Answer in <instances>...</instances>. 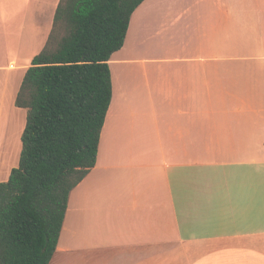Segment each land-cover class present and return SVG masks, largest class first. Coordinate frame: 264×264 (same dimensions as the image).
Segmentation results:
<instances>
[{
    "label": "crops",
    "instance_id": "0c3cea01",
    "mask_svg": "<svg viewBox=\"0 0 264 264\" xmlns=\"http://www.w3.org/2000/svg\"><path fill=\"white\" fill-rule=\"evenodd\" d=\"M34 2L44 22L36 41ZM57 2L0 0V182L15 167L9 159L25 125L15 97ZM158 2L136 7L124 55L123 43L108 60L124 65L110 71L96 163L70 191L48 264H264V45L224 51L219 35L246 9L264 22V0H195L168 21L209 17L216 36H202L201 50L160 36L161 53L149 56L140 49Z\"/></svg>",
    "mask_w": 264,
    "mask_h": 264
},
{
    "label": "trees",
    "instance_id": "16d2710c",
    "mask_svg": "<svg viewBox=\"0 0 264 264\" xmlns=\"http://www.w3.org/2000/svg\"><path fill=\"white\" fill-rule=\"evenodd\" d=\"M144 0H59L14 104L26 110L17 166L0 182V264H48L70 191L96 163L112 96L108 60Z\"/></svg>",
    "mask_w": 264,
    "mask_h": 264
},
{
    "label": "rangeland",
    "instance_id": "374dc122",
    "mask_svg": "<svg viewBox=\"0 0 264 264\" xmlns=\"http://www.w3.org/2000/svg\"><path fill=\"white\" fill-rule=\"evenodd\" d=\"M24 1V0H21ZM41 2L45 1V0H39ZM59 1V0H58ZM195 0H159L158 4V11L157 13L159 14L158 16H156V5H155V11L153 14H151L148 17V20L146 21V26L148 25V29L152 32L149 36V38L147 39L144 47L142 49H140V52H143L145 54H148L149 56L153 55L156 56V54H160L161 50L158 49V41H159V37L161 36L162 38H166L169 34L171 35H175L177 38H181L183 40H186L187 42H190V49L191 50H201L202 48H198L195 46V43L199 40H201L202 36L203 39H206L207 36L209 39H212L214 36H216L215 34H213L215 31L216 27L212 26V19H209V17H207L206 19H200V21H193V20H188V21H184L181 19V21L179 22H169L168 20L170 19V15L168 14H172L179 9V8H183V6L189 5V4H193ZM246 0H242V2H244ZM210 3L215 2V0H209ZM58 3V2H57ZM57 5V4H56ZM34 8L32 10V18H33V23H34V27H33V39L34 41H36L38 39V36L40 35L41 31L44 29V22L42 23V25L37 24L38 22H40V20H42L40 18V8L38 6L37 3L34 2L33 4ZM167 13L166 14V19L164 24H160V13L162 12ZM251 11L253 16L249 15V12ZM161 17V16H160ZM136 18H137V10H135L131 16V20H130V24H129V28H128V32L124 41V46L122 49H120V51H118L119 53L123 54L124 50L126 49L127 45H128V39L131 35V27L136 23ZM199 20V19H196ZM162 21V20H161ZM211 22V23H209ZM133 23V24H132ZM51 24L52 22H50V26H49V31L51 28ZM132 24V26H131ZM12 28V27H11ZM222 29V28H219ZM49 33V32H48ZM157 34V35H156ZM219 34V33H218ZM221 39H222V50L224 51H229V50H233V47L231 46L232 43H237L239 42L241 45V48L243 49H247V50H258L260 48L261 45H264V41H256V39H260L261 37L264 38V22L260 23L259 22V18L255 16V12L253 10H245L244 11V15L241 17H232L230 18V20L226 21V25L223 28V31L221 34ZM48 36V35H47ZM249 40H252L253 42H255V46H247L249 45ZM262 40V39H261ZM46 41V40H45ZM45 43V42H44ZM44 45V44H43ZM176 45H174L173 48H175L174 50L176 51L177 49H179V47H175ZM43 47V46H42ZM125 47V48H124ZM122 50V52H121ZM117 52V53H118ZM133 52H135V50L132 51L131 54H134ZM118 53V55H119ZM124 55V54H123ZM227 61H232V59H227ZM148 62H150V60H148ZM262 65V62H260L259 64H256L254 62H249L247 64L245 63H237L236 66L241 65V67H244L243 65ZM122 66L124 64H112L110 67V71L111 68L114 69L117 66ZM147 66L149 65H155V64H146ZM228 65H232L231 62L228 63ZM223 69L225 67V65H222ZM226 68V67H225ZM230 71V70H229ZM226 72V70H225ZM230 83L232 82V76L230 77ZM14 124V123H12ZM18 128V125L15 124L11 131H13V134L15 135L16 130ZM21 142V141H20ZM19 142V147H18V153H12V155H10V162H14L15 160V165H17L18 163V158H19V152L21 149V144ZM104 144V143H103ZM102 144V147H103ZM17 154V155H16ZM13 166V165H12ZM66 235L61 236V238H65Z\"/></svg>",
    "mask_w": 264,
    "mask_h": 264
}]
</instances>
